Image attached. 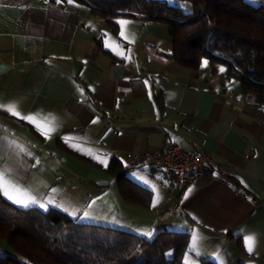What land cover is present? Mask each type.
Returning a JSON list of instances; mask_svg holds the SVG:
<instances>
[{
    "label": "crops",
    "instance_id": "crops-1",
    "mask_svg": "<svg viewBox=\"0 0 264 264\" xmlns=\"http://www.w3.org/2000/svg\"><path fill=\"white\" fill-rule=\"evenodd\" d=\"M115 22L75 0H0V104L51 122L41 134L0 108V169L52 201L30 206L145 238L187 232L182 264H264V103L220 64H178L165 22ZM169 140L210 154L218 172L159 182L148 155ZM114 158L151 190L147 206L121 197L107 170ZM11 251L0 239V252Z\"/></svg>",
    "mask_w": 264,
    "mask_h": 264
},
{
    "label": "trees",
    "instance_id": "trees-1",
    "mask_svg": "<svg viewBox=\"0 0 264 264\" xmlns=\"http://www.w3.org/2000/svg\"><path fill=\"white\" fill-rule=\"evenodd\" d=\"M116 24L120 18L159 20L172 39L171 57L197 68L202 59L220 64L242 94L264 103V5L246 0H188L183 12L165 0H75ZM212 69H214L212 67ZM112 159L121 197L147 206L151 190L125 175ZM187 232L160 230L145 238L96 223L81 222L50 207L22 208L0 195V239L12 249L0 252V264H182Z\"/></svg>",
    "mask_w": 264,
    "mask_h": 264
},
{
    "label": "built area",
    "instance_id": "built-area-1",
    "mask_svg": "<svg viewBox=\"0 0 264 264\" xmlns=\"http://www.w3.org/2000/svg\"><path fill=\"white\" fill-rule=\"evenodd\" d=\"M148 156L161 166L163 178L175 179L183 184L199 179L207 173L218 172L210 154L186 151L174 140L167 141L161 152ZM127 157L131 155L128 154Z\"/></svg>",
    "mask_w": 264,
    "mask_h": 264
},
{
    "label": "snow or ice",
    "instance_id": "snow-or-ice-1",
    "mask_svg": "<svg viewBox=\"0 0 264 264\" xmlns=\"http://www.w3.org/2000/svg\"><path fill=\"white\" fill-rule=\"evenodd\" d=\"M62 0H57V3H61ZM68 3H73L74 0H67ZM121 25L126 24V21H120ZM121 36H124L123 31L121 32ZM205 64L207 61L204 62ZM223 71V69H221ZM147 84V81H145ZM0 108H4L10 115L17 117L22 120H26L29 123L33 124L41 134H45L46 130H51V122L47 117L36 116L35 114H23L19 110L18 104L15 102H10L8 105L0 104ZM0 195H3L8 200L12 201L13 203L20 205L22 207H29L30 205H39L41 208H47L49 204L52 203L51 200L47 201L46 203H41L34 195L30 193L29 190L23 188L21 185L16 183L12 178L9 177L7 172L3 169H0ZM92 205L90 204L89 207ZM68 211L67 208L64 209ZM75 215V211L71 213ZM89 213L86 211L84 216L87 217ZM245 245L249 252L254 249L255 246V236L249 235L245 238Z\"/></svg>",
    "mask_w": 264,
    "mask_h": 264
},
{
    "label": "rangeland",
    "instance_id": "rangeland-1",
    "mask_svg": "<svg viewBox=\"0 0 264 264\" xmlns=\"http://www.w3.org/2000/svg\"><path fill=\"white\" fill-rule=\"evenodd\" d=\"M168 4L170 5H175V6H179L183 12H188L191 8V4L188 0H165ZM157 175V174H156ZM157 179L159 180V182L161 183H166V182H169V181H175V180H169V179H166V178H163V181H161L159 179V175L157 176ZM171 219V218H170Z\"/></svg>",
    "mask_w": 264,
    "mask_h": 264
}]
</instances>
